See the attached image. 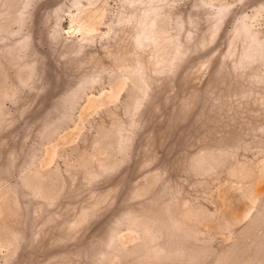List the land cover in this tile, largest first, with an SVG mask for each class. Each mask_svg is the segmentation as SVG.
Returning a JSON list of instances; mask_svg holds the SVG:
<instances>
[{"label":"rangeland","instance_id":"obj_1","mask_svg":"<svg viewBox=\"0 0 264 264\" xmlns=\"http://www.w3.org/2000/svg\"><path fill=\"white\" fill-rule=\"evenodd\" d=\"M0 264H264V0H0Z\"/></svg>","mask_w":264,"mask_h":264},{"label":"bare ground","instance_id":"obj_2","mask_svg":"<svg viewBox=\"0 0 264 264\" xmlns=\"http://www.w3.org/2000/svg\"><path fill=\"white\" fill-rule=\"evenodd\" d=\"M76 27V26H75ZM71 30V29H70ZM75 31V30H74ZM71 32H72V30H71ZM76 32V31H75Z\"/></svg>","mask_w":264,"mask_h":264}]
</instances>
